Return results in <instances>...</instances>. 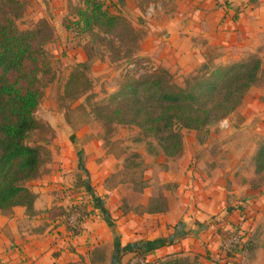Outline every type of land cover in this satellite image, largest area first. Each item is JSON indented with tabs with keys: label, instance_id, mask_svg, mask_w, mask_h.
Listing matches in <instances>:
<instances>
[{
	"label": "crops",
	"instance_id": "1",
	"mask_svg": "<svg viewBox=\"0 0 264 264\" xmlns=\"http://www.w3.org/2000/svg\"><path fill=\"white\" fill-rule=\"evenodd\" d=\"M114 2L133 26L144 29L139 56L153 65L182 73L212 57L217 65L253 57L261 65L259 86L228 118L240 120L239 127L211 131V140L195 142V150H187L160 179L151 174L143 201L131 202L127 212L117 205L120 187L106 184L113 170L105 165L98 171L92 163L41 164L38 177L27 183L37 196L35 214L22 207L0 211V264H126L139 251H150V264L172 256L234 264L222 254L221 231L238 227L257 235L259 229V237L264 231V183L255 182L254 160L264 143V0H159L145 11L136 0ZM251 160L250 173L245 169ZM73 173H90L96 186L79 198L96 201L80 235L63 224L62 210L76 204ZM153 198L160 201L150 209ZM258 249L264 256V245Z\"/></svg>",
	"mask_w": 264,
	"mask_h": 264
},
{
	"label": "trees",
	"instance_id": "2",
	"mask_svg": "<svg viewBox=\"0 0 264 264\" xmlns=\"http://www.w3.org/2000/svg\"><path fill=\"white\" fill-rule=\"evenodd\" d=\"M107 1L82 0L80 5H70L74 19L64 22L68 35L89 36L95 43H106L109 50L119 49L114 38L124 44L128 37L139 48L145 31L139 34L127 16L110 12ZM136 1L145 11L159 0ZM22 7L18 0H0V211L22 207L33 216L37 196L27 183L39 175L41 149L29 145L28 140L40 127L36 113L44 96L40 76L46 61L38 35L22 31L17 25ZM88 71L87 62L76 65L65 87L66 96L79 98L90 90ZM201 73L185 87L170 82V73L163 69L126 78L112 96L117 107L106 120L152 134L168 157L182 154L183 130H199L232 115L247 92L258 84L261 65L258 59L215 66L207 62ZM255 161L259 172L264 171V143ZM76 213L74 207L70 208L63 224L73 235H80L81 229H73L69 223ZM149 253L136 252L143 256ZM159 264L196 262L172 256Z\"/></svg>",
	"mask_w": 264,
	"mask_h": 264
},
{
	"label": "rangeland",
	"instance_id": "3",
	"mask_svg": "<svg viewBox=\"0 0 264 264\" xmlns=\"http://www.w3.org/2000/svg\"><path fill=\"white\" fill-rule=\"evenodd\" d=\"M114 1H107L109 11L123 14ZM18 2L23 6L21 18L17 21L19 29L36 33L39 41L43 42L45 51L46 64L40 76L44 96L36 113L40 127L28 140L29 145L40 147L43 167L47 164L61 165L64 161H74L80 162L83 166L92 163L97 165L100 171L103 169L101 166L105 165L113 170L106 179V184L108 187H120L121 194L117 205L123 212H127L130 210L131 202L143 201V194L149 187L151 174L160 179L170 165L179 160L187 150L191 152L195 150V142L206 144L211 140L209 136L211 131L228 132L239 127L240 120L233 123L228 119L230 115L224 119L228 120L225 126H222V120L199 130H183V153L168 157L152 134L136 126H125L106 120L110 116V111L117 107V102L112 101V96L125 83L126 78H139L146 72L163 69L139 56L140 43L143 39L137 48V43L130 42L128 37L125 38L124 44L120 43V38H114L115 46L119 49L109 50L106 43H95L89 36L78 38L74 34L68 35L64 22L74 19L70 14L69 6L80 5L82 0H18ZM134 27L139 34L144 31L139 26ZM214 59L215 57H212L208 62L215 66L217 64ZM253 59L256 58L251 57L247 61ZM84 62L89 65L88 74L92 86L79 98L68 97L65 94L68 78L76 65ZM202 66L193 72L168 71L172 78L170 82L185 87L187 82L202 74ZM256 86H259V81ZM251 89L244 100L247 97L249 99ZM251 162L252 160L245 169L246 172L251 173V170L255 169L254 163ZM255 166L257 171L255 175L258 179L255 182L264 183V174L259 173L256 161ZM90 175V173L89 176L73 173V179L76 181L72 184L74 187L70 189L74 191V202H76L71 208L74 207L84 217L94 213L89 211V206L94 207L96 203L89 195L87 198L79 199L87 191H96ZM158 201H160L158 198H153L149 204L150 209L157 207ZM165 201L170 203V197L165 198L163 203ZM62 211L66 214V210ZM245 230L246 232L239 231L238 227L237 229L232 227L230 230L221 231L222 254L227 257L224 245L231 243L233 238L230 237L235 234L242 237V244L235 256H228L234 259H231L233 262L236 261L234 264H264V256L259 254L258 249L259 246L264 245V231L259 237V229L257 235H254L251 229ZM161 261L151 264H159ZM196 264L200 263L196 262Z\"/></svg>",
	"mask_w": 264,
	"mask_h": 264
},
{
	"label": "built area",
	"instance_id": "4",
	"mask_svg": "<svg viewBox=\"0 0 264 264\" xmlns=\"http://www.w3.org/2000/svg\"><path fill=\"white\" fill-rule=\"evenodd\" d=\"M217 1H226V0H217ZM227 123H228V120H223L221 124L222 126H225ZM85 219L86 217L82 216L79 213V211H77L75 215L69 218V223L73 229H81L82 224L85 221ZM230 238H233V239L231 240V243L229 244L226 243L224 245V250H225L224 252L228 254L227 256H230V255L235 256V254L237 253L236 250L238 249L240 251V245L242 244V237L235 236L234 234ZM245 247H247V245H245ZM148 263H149V260L147 256L135 254L128 260L126 264H148Z\"/></svg>",
	"mask_w": 264,
	"mask_h": 264
}]
</instances>
